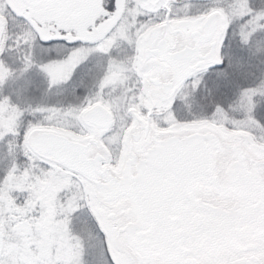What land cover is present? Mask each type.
<instances>
[{
	"label": "snow or ice",
	"instance_id": "1",
	"mask_svg": "<svg viewBox=\"0 0 264 264\" xmlns=\"http://www.w3.org/2000/svg\"><path fill=\"white\" fill-rule=\"evenodd\" d=\"M0 264H264V0H0Z\"/></svg>",
	"mask_w": 264,
	"mask_h": 264
}]
</instances>
